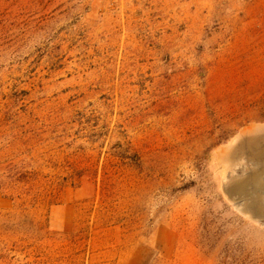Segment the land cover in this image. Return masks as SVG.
<instances>
[{"label":"rangeland","instance_id":"rangeland-1","mask_svg":"<svg viewBox=\"0 0 264 264\" xmlns=\"http://www.w3.org/2000/svg\"><path fill=\"white\" fill-rule=\"evenodd\" d=\"M264 264V0H0V264Z\"/></svg>","mask_w":264,"mask_h":264},{"label":"crops","instance_id":"crops-1","mask_svg":"<svg viewBox=\"0 0 264 264\" xmlns=\"http://www.w3.org/2000/svg\"><path fill=\"white\" fill-rule=\"evenodd\" d=\"M176 264V263H174ZM193 264H217V263H214V262H194Z\"/></svg>","mask_w":264,"mask_h":264}]
</instances>
